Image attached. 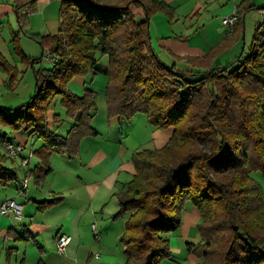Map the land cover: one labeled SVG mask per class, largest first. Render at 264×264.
<instances>
[{"label":"trees","instance_id":"obj_1","mask_svg":"<svg viewBox=\"0 0 264 264\" xmlns=\"http://www.w3.org/2000/svg\"><path fill=\"white\" fill-rule=\"evenodd\" d=\"M251 1H238L233 31L222 43L201 58L178 57L192 62L189 69L164 61L152 43L151 16L158 11L174 15L171 5L158 0H61L56 34L25 31L42 45L39 57L25 55L18 39H12L26 66L32 60L34 67L46 52L52 59L51 67L34 70L35 89L27 102L16 108L0 105V123L30 129L44 141L35 151L41 160L38 182L51 171L48 157L54 150L75 155L84 137L98 134L90 123L97 109L94 92L87 87L78 95L68 89L74 76H107L109 115L130 119L141 112L152 126L171 129L162 146L131 154L134 173L118 193L115 214L125 216L119 238L124 264L171 258L170 234L180 227L187 202L201 218L200 240L187 242L198 258L195 264H264V191L253 177L256 170L264 173V21L233 60L213 62L240 39L248 11L264 8ZM133 8H142L144 16ZM18 20L25 28L26 14ZM98 55L107 57V65ZM0 66L12 87L17 67L1 56ZM57 96L74 122L65 135L47 122ZM6 158L0 149L2 184L17 177Z\"/></svg>","mask_w":264,"mask_h":264},{"label":"crops","instance_id":"obj_2","mask_svg":"<svg viewBox=\"0 0 264 264\" xmlns=\"http://www.w3.org/2000/svg\"><path fill=\"white\" fill-rule=\"evenodd\" d=\"M158 1L171 5L174 8V15L170 18L166 13L158 11L151 16L152 43L164 61L174 62L178 68L189 69L192 67V62L189 63L186 59L178 57L201 58L210 49L227 39L233 30L224 25L222 19L234 11L240 0ZM60 6L61 0H0V56L15 65L17 69L20 67L16 61L26 67L13 51L12 39L16 37L21 46V42L23 43L21 35L27 36L25 31L40 35L56 34L60 25ZM133 13L140 18L144 16L142 8H133ZM19 14L27 16L25 28L20 26ZM249 14H246L245 31L240 39L232 41L228 47L220 51L213 62L222 64L230 62L240 52L243 44L249 43L250 40L246 38L248 24L252 25L248 18ZM259 22L261 19L255 22L254 27ZM24 44L21 50L25 55L36 57L40 47V54H42L41 44L37 52H33L37 49V45L27 41ZM28 44L30 55L25 52ZM12 60L15 62H11ZM30 64L32 66V60ZM6 76L0 66V87L6 85ZM72 79L81 83L85 81V77L81 75L74 76ZM33 88L35 89V84L32 82L28 90L23 92L26 91L28 96ZM1 97L0 89V105L4 108H12L6 106L10 102ZM47 122L55 131L59 129H61L60 132L67 131L64 127L65 119L56 112L54 103L47 111ZM29 137L34 140L37 138L31 130ZM3 140L8 139L3 137L0 142ZM85 140L86 137L81 140L75 155H70L66 151L52 152L48 157L51 171L41 182L35 178V185L32 187L30 176H36L39 172L37 164L41 161L35 151L44 144V141L40 139L38 148L33 150L37 158L35 165L31 168V159L28 166L21 163L27 168L23 169L25 174L23 179L27 174L29 176L27 187L22 185L23 188L16 189L12 180L4 184L0 183V188L5 193L0 195V200L14 197L23 204L20 222H15L12 215L0 213V264H21V262L24 264H124L125 255L119 238L124 230L125 218L115 214L119 209L118 193L128 181H124L122 187H119V178L122 172L131 177L134 173L132 153L129 158L124 159L126 147L118 146V150L105 163V174L97 180L91 178L85 181L80 174L74 175L75 170L70 166L60 165L65 158L80 156L84 150ZM102 155L100 151L91 155L90 158L94 156L96 158L88 160L86 172H92L96 177L98 176L97 172L91 171L93 168L90 166L94 165L93 163ZM23 156L20 153L18 157ZM56 156L61 160L57 161H60L57 168L53 165ZM6 166L17 173L13 164ZM48 180L46 189H41L37 185L44 184ZM93 224L96 225L95 233L92 229ZM60 233H67L72 237L64 252L56 249L55 239Z\"/></svg>","mask_w":264,"mask_h":264},{"label":"rangeland","instance_id":"obj_3","mask_svg":"<svg viewBox=\"0 0 264 264\" xmlns=\"http://www.w3.org/2000/svg\"><path fill=\"white\" fill-rule=\"evenodd\" d=\"M255 4L261 6L264 4V0H252ZM249 17L252 25L248 24L246 38L247 40L252 39V35L254 32V24L257 20L263 22L260 10L258 8H253L250 11ZM260 23V22H259ZM23 39V43L21 42V46H25V41L30 44L37 45V49L33 52H37L39 47L41 46L40 43L29 36L21 35ZM20 46V48H21ZM30 45L28 44L27 54L30 49H28ZM37 53L36 57H39L41 54V47ZM30 55V54H28ZM31 57V56H30ZM100 60V64L105 66L107 65V57L106 56H97ZM15 62V61H11ZM16 63L19 65L20 69H18L17 75L15 76L12 87L7 85L8 75L5 79V84L0 87L2 91L1 99H7L9 104L7 103L6 106L16 108L19 105L27 102L29 98L34 93V88L31 91L30 95H26V91L30 83H36V76L34 74V68L31 66H22L18 61ZM51 62L45 57V55L41 58H38V61L34 64L35 68H49L51 67ZM85 77L84 83H81L75 79H71L68 84L67 88L70 89L72 92L82 95L85 92V88H91L94 92L95 102L97 105V109L91 112L92 117L90 119V123L92 128L98 131L97 135H88L86 136V142L84 146L83 152L80 156L77 157H70L65 158V161L60 164V158L58 156L55 157L54 160V167L61 166H70L75 170L73 173L74 175L80 174L81 178L86 181V179H98V177L105 174L104 166L105 163L110 159L112 154H114L118 150V146L124 145L126 147V154L124 159L129 158L130 154L133 153L136 149H142L145 147H160L162 146L166 140L171 135V129L166 128H157L149 124L144 116L143 113L138 112L134 114L130 119H118L117 116H112L108 114L107 111V104H106V85H107V76L104 73H87L85 75H81ZM15 86V88H13ZM23 90H26L23 92ZM54 103V107L57 113H60L61 118L65 119V128L67 130L70 129L73 120L68 117L66 113L65 106L63 105L61 96H57L51 103ZM61 129L56 131L57 133H61L65 135L67 131L60 132ZM55 131V130H54ZM30 136V129H21V130H14L9 125H5L0 123V140L4 137V139L11 140L13 142H20L24 144V149L21 152L22 156H27L30 151H33L34 148H38L39 140L38 137L34 140L29 137ZM34 137V136H33ZM1 144V142H0ZM58 144H55V149H58ZM201 146L205 149L209 147L205 144H201ZM1 148V146H0ZM101 152L103 155L99 157L90 167L93 168V172H97V177L92 172H86L85 169L87 167V162L93 153ZM59 153L57 150H54L53 153ZM31 168L35 165L37 160L36 155L32 152L31 154ZM12 160H14L12 162ZM60 160L59 162H57ZM21 158L14 157V158H6L5 163L6 165L11 166L12 164L15 166L17 173L16 179L12 180L16 185V189L23 188V176L25 175L23 169H27L26 167L21 165ZM89 166V165H88ZM126 173L122 172L121 177L119 178L120 184L119 187H122L124 181H127L131 178V176H125ZM91 176V177H89ZM125 176V177H124ZM254 179L261 185L264 191V173L261 170H256L253 173ZM53 179V178H52ZM30 183L33 187L35 176H30ZM47 183L49 180L44 184L38 183L37 185L41 187V189L47 188ZM41 185V186H40ZM37 189L38 187L35 186ZM21 191V190H20ZM5 194L4 190L0 188V195ZM124 215H119L118 217H123ZM22 217V216H21ZM20 217V218H21ZM125 218V216H124ZM181 224L180 227L170 234V244L172 249V258H164L160 260L159 264H195L198 260L194 253H190L187 249V242L196 243L200 240L199 230H198V223L200 222L201 218L199 212L196 207H194L191 203L187 202L183 208L181 213ZM15 222H20L19 218H15ZM11 249V248H10Z\"/></svg>","mask_w":264,"mask_h":264},{"label":"built area","instance_id":"obj_4","mask_svg":"<svg viewBox=\"0 0 264 264\" xmlns=\"http://www.w3.org/2000/svg\"><path fill=\"white\" fill-rule=\"evenodd\" d=\"M261 15L264 21V8L260 10ZM237 20V14H236V8L234 11L227 16H224L222 19V23L224 25H227L230 30H233V27L235 25V22ZM45 57L51 62V56L48 52L45 53ZM1 150L3 153H5L8 157H18L20 156V153L24 149V144L22 143H16L11 140H3L0 144ZM33 151H30L27 156L21 157L22 164L28 166L30 157ZM29 176L28 174L23 179V186L27 187L28 185ZM22 210H23V204L20 203L17 199L14 197H6L2 200H0V213L3 215H12L14 218H20L22 216ZM93 232H96V225H92ZM72 237L71 235L67 233H60L56 236L55 244L56 249L59 252H64L68 244L70 243Z\"/></svg>","mask_w":264,"mask_h":264}]
</instances>
